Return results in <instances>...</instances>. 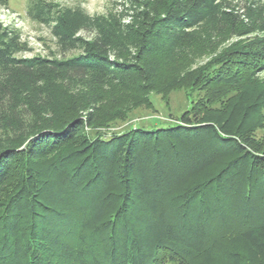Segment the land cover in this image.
Masks as SVG:
<instances>
[{"label":"trees","instance_id":"obj_1","mask_svg":"<svg viewBox=\"0 0 264 264\" xmlns=\"http://www.w3.org/2000/svg\"><path fill=\"white\" fill-rule=\"evenodd\" d=\"M112 1L90 16L27 0L59 51H77L62 59L20 56L19 28L0 23V194L13 185L0 200V264H264V145L253 136L264 83L240 85L221 109L199 102L177 124L90 134L108 108L146 104L161 77L180 80L177 63L232 39L244 41L205 84L264 71V0ZM220 156L182 186L184 168Z\"/></svg>","mask_w":264,"mask_h":264},{"label":"rangeland","instance_id":"obj_2","mask_svg":"<svg viewBox=\"0 0 264 264\" xmlns=\"http://www.w3.org/2000/svg\"><path fill=\"white\" fill-rule=\"evenodd\" d=\"M57 1L69 6L79 5L90 16L107 14L118 9V6L112 0ZM27 4V0H8L6 7H0V23L3 25L11 24L19 28L22 39L26 41L29 47V50L20 53V56H43L62 59L77 53V51H68L62 54L50 33V29L43 24L32 21L26 15ZM83 35L86 37L90 36L87 33H83ZM235 41H240L243 44L241 41H244V39H232L226 45L223 44L214 50L199 53L195 56L193 62L187 59L181 60L177 63V70L174 72L178 76V72L182 71L184 73L183 76H180L179 81L172 83L177 77L175 76L173 78V76H170L169 80L164 82L165 76H163L157 80V90L148 95L146 104L142 105L135 97H131L125 98L118 106H111V108H108L106 116L91 127L97 128L92 129L90 134L95 136L100 133L103 137H109L113 133H120L129 129L141 127L156 129L177 124L179 122V116L193 106L196 109L199 102L201 103L203 101V106L206 108L213 110L221 109L229 96L240 85L263 84L264 71L253 74L244 69H242V72L239 71L241 72L240 76L243 77V80L238 84L227 83V81L225 83L205 84V78L213 75L215 72L220 73L221 69L227 68V64H230L227 61H222L221 57L222 55L225 56L226 47L230 43H235ZM169 70V68H166L165 74ZM227 78L232 79L230 75ZM119 108L120 110L116 111ZM261 114L262 119L259 122H254L253 136L264 145V108H262ZM115 115H120L121 117L115 118ZM224 159L225 156H220L201 170L198 169V164L196 166L197 169L192 166L184 168V171L180 172L179 175L185 174L184 179H187V182L181 183L182 186H186L194 180L199 181L206 178L210 172L215 171L223 164ZM189 169L198 171L190 176L188 173L192 171H189ZM9 188H13V185ZM8 189L0 194V200L8 198L11 191ZM171 216H173V213Z\"/></svg>","mask_w":264,"mask_h":264}]
</instances>
